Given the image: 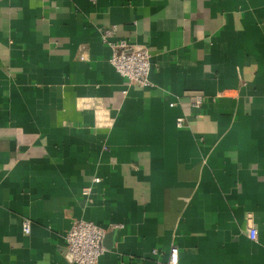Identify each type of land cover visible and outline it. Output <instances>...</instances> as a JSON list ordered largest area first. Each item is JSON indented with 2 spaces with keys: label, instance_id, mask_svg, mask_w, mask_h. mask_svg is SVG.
I'll list each match as a JSON object with an SVG mask.
<instances>
[{
  "label": "crops",
  "instance_id": "1",
  "mask_svg": "<svg viewBox=\"0 0 264 264\" xmlns=\"http://www.w3.org/2000/svg\"><path fill=\"white\" fill-rule=\"evenodd\" d=\"M79 219L106 229L98 264H264V0H0V264H73Z\"/></svg>",
  "mask_w": 264,
  "mask_h": 264
},
{
  "label": "built area",
  "instance_id": "2",
  "mask_svg": "<svg viewBox=\"0 0 264 264\" xmlns=\"http://www.w3.org/2000/svg\"><path fill=\"white\" fill-rule=\"evenodd\" d=\"M115 29H104L101 38L111 49L110 63L115 69L127 79L130 86L141 88L152 86L150 78L152 71V53L148 47L134 44L124 38H115ZM112 38H115L112 40ZM203 95L195 97V105L204 102ZM175 105V102L171 103ZM176 124L183 127L186 124V116L177 117ZM94 178V182H99ZM91 187H85L82 192L88 194ZM23 232L29 234L31 231V220L24 219L22 222ZM106 229L93 221L79 219L74 221L65 236L66 258L73 264H98L100 257L105 253L103 239ZM248 235L252 240H257L258 230L254 223L248 225ZM154 254L158 249L152 250ZM165 264H181L180 252L177 245H172L169 250L168 259Z\"/></svg>",
  "mask_w": 264,
  "mask_h": 264
}]
</instances>
